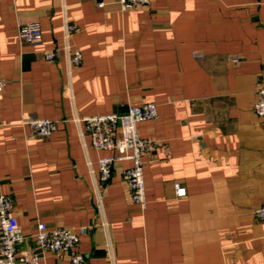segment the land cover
I'll list each match as a JSON object with an SVG mask.
<instances>
[{"label":"crops","instance_id":"0c3cea01","mask_svg":"<svg viewBox=\"0 0 264 264\" xmlns=\"http://www.w3.org/2000/svg\"><path fill=\"white\" fill-rule=\"evenodd\" d=\"M31 21L42 27L38 43L18 36ZM66 24L79 30L67 34ZM0 80V193L26 237L18 254L45 222L86 227L78 250L87 264H264L255 216L264 118L254 110L264 0H152L126 10L115 0H0ZM147 102L158 113L138 126L153 142L143 208L122 176L128 161L101 182L98 160L110 152L94 148L76 118ZM31 116L57 130L34 134L23 124ZM40 264L69 256L46 252Z\"/></svg>","mask_w":264,"mask_h":264},{"label":"built area","instance_id":"2783aa9c","mask_svg":"<svg viewBox=\"0 0 264 264\" xmlns=\"http://www.w3.org/2000/svg\"><path fill=\"white\" fill-rule=\"evenodd\" d=\"M123 10L137 6H146L152 0H115ZM102 6V3L99 4ZM66 33L70 34L79 29L66 24ZM18 36L22 42L38 43L42 41V27L40 22L31 21L18 27ZM69 58L74 64L82 61L80 50H68ZM54 52H46L45 58L53 59ZM234 62L238 59L233 58ZM5 88L0 80V92ZM255 113L264 118V84L256 89ZM157 105L147 102L142 105H132L123 113H107L76 118L82 122L85 132L91 139L94 148L108 151L109 154L99 157V178L107 182L113 165L119 161H128L122 172L133 202L146 206V184L144 179V156L152 151L153 142L141 136L138 126L141 122L151 120L157 116ZM23 124L29 126L34 134L49 137L57 130V122L48 118L31 116L24 118ZM0 125H2L0 123ZM177 196H184L186 190L180 184L175 185ZM14 203L10 195L0 193V264H40L43 254L55 252L67 254L69 264H87L84 253L78 250L80 237L86 232V227L78 230L69 227H50L45 222L37 224L33 234L34 246L22 254H18V246L26 239L18 221L13 214ZM256 218L264 229V202L255 210Z\"/></svg>","mask_w":264,"mask_h":264}]
</instances>
